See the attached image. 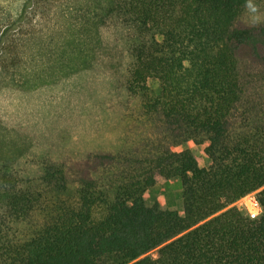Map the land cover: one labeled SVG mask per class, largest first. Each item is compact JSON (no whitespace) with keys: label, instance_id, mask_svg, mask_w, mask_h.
Listing matches in <instances>:
<instances>
[{"label":"trees","instance_id":"1","mask_svg":"<svg viewBox=\"0 0 264 264\" xmlns=\"http://www.w3.org/2000/svg\"><path fill=\"white\" fill-rule=\"evenodd\" d=\"M28 2L0 15V84ZM95 33L62 89L0 86L25 135L0 146V264H264V0H108ZM174 178L184 214L148 206Z\"/></svg>","mask_w":264,"mask_h":264},{"label":"rangeland","instance_id":"2","mask_svg":"<svg viewBox=\"0 0 264 264\" xmlns=\"http://www.w3.org/2000/svg\"><path fill=\"white\" fill-rule=\"evenodd\" d=\"M27 0H0V15L9 12L16 17ZM108 0H29L27 19L22 28L24 59L14 67L6 81L0 84L4 88L2 96L8 93L10 84L43 89H62L66 78L71 76L79 63L90 56L97 37L95 27L101 9ZM14 36L11 37V39ZM19 34L15 42L11 40L14 53L19 51ZM18 47V48H17ZM4 81V80H3ZM8 85V86H7ZM151 93H157L159 83L150 81ZM25 135L16 133L10 119L0 122L1 147L8 150L18 143L23 144ZM205 145L192 142L180 146L178 150L191 149L200 158L201 164L207 166ZM148 206L157 205L161 209H176L184 214L182 183L179 178L161 179L145 193ZM238 207L244 209L239 203ZM153 252L152 255H155Z\"/></svg>","mask_w":264,"mask_h":264},{"label":"built area","instance_id":"3","mask_svg":"<svg viewBox=\"0 0 264 264\" xmlns=\"http://www.w3.org/2000/svg\"><path fill=\"white\" fill-rule=\"evenodd\" d=\"M240 204L252 218H257L261 213V206L255 192L242 197L237 204Z\"/></svg>","mask_w":264,"mask_h":264}]
</instances>
